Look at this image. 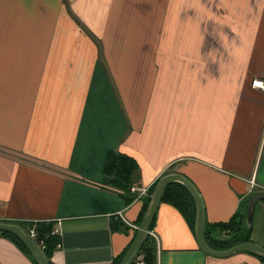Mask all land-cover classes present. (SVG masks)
Masks as SVG:
<instances>
[{
  "label": "crops",
  "instance_id": "0c3cea01",
  "mask_svg": "<svg viewBox=\"0 0 264 264\" xmlns=\"http://www.w3.org/2000/svg\"><path fill=\"white\" fill-rule=\"evenodd\" d=\"M147 2L0 0V221L57 227L54 264H113L164 174L194 184L204 225L244 214L264 190V89L253 85L264 84V0H254L252 25L232 30L234 57L215 63L203 56L197 23L189 42H160L150 57L144 30H134L144 27L133 24L144 9L148 18ZM166 2L175 22L176 0H159L157 10ZM164 45L186 47L166 57ZM109 151L136 161L130 191L105 172ZM149 236L156 264H264L246 251L207 254L165 201ZM250 240L264 245L262 201ZM0 264L37 263L0 232Z\"/></svg>",
  "mask_w": 264,
  "mask_h": 264
},
{
  "label": "rangeland",
  "instance_id": "374dc122",
  "mask_svg": "<svg viewBox=\"0 0 264 264\" xmlns=\"http://www.w3.org/2000/svg\"><path fill=\"white\" fill-rule=\"evenodd\" d=\"M242 1L243 0H176L173 14L175 13L176 16L180 17L174 22L173 18L170 17V8H168L167 2L158 11L159 0H148L147 3H142L143 6L146 5L150 9L148 18H145L146 14L144 9L142 13H135V19L133 20L134 27L143 26L144 28L134 30L136 33H140L141 30H144V41L149 45V56L152 57L160 42H165L166 44L171 43L172 49L174 43L179 45L178 43L189 42L188 33L191 32L190 28L193 27L191 32L193 38L195 23H197L198 26H203V56L211 54V57L208 58L214 60V63L216 60L219 62L222 59L226 60L234 57V49H236L235 45H237L235 42L238 36L235 35L232 30L238 27L246 28L249 24L252 25L253 23L254 0ZM179 6H181L182 9H180ZM181 10H183L185 16L183 15L181 17L183 14L180 13ZM196 11L198 15L195 14ZM172 23L179 26V30L183 34L182 36L170 31L169 25ZM229 28H231L230 33L228 30ZM185 33H187L186 36ZM185 37L187 38L185 39ZM183 47L186 46L183 45ZM183 47H179V50L177 46L173 51L168 50L167 45L163 46L166 51V57H173L174 55L178 57Z\"/></svg>",
  "mask_w": 264,
  "mask_h": 264
},
{
  "label": "trees",
  "instance_id": "16d2710c",
  "mask_svg": "<svg viewBox=\"0 0 264 264\" xmlns=\"http://www.w3.org/2000/svg\"><path fill=\"white\" fill-rule=\"evenodd\" d=\"M137 168V163L132 157L115 151L108 152L104 168L105 172L112 177L113 185L122 189L123 191H130V187L135 180ZM154 184L155 182L150 186L149 194L151 193ZM131 197L132 196L129 198ZM148 201L149 195L145 197V202L140 213L139 221L142 218ZM161 201L168 202L179 209L185 215V217H187L192 228L194 229L195 204L191 194L184 185L179 182H171L166 185L162 193ZM35 227L38 233V238L43 239V252L45 256L49 259L51 264H54L50 260V253L57 245L58 239L55 237V235L51 234L52 224L42 223ZM0 232L10 236L35 261L24 242L16 234L7 230H0ZM250 233L251 228L246 227L245 224V212L242 214L240 211L233 214L226 221H219L204 225L205 239L212 248L216 249H224L236 243L248 241L250 240ZM155 251V241L151 236L148 235L142 246L135 254H142L143 264H156ZM122 255L117 257L113 261V264H117ZM255 255L264 262V257L258 254ZM135 257L136 256L134 255L128 264H132L135 260Z\"/></svg>",
  "mask_w": 264,
  "mask_h": 264
},
{
  "label": "water",
  "instance_id": "95a60500",
  "mask_svg": "<svg viewBox=\"0 0 264 264\" xmlns=\"http://www.w3.org/2000/svg\"><path fill=\"white\" fill-rule=\"evenodd\" d=\"M171 182H179L184 185L193 198L195 204V238L199 244V247L204 252L212 256L225 257L236 252L248 251L264 257V245L258 244L252 240L242 241L224 249L212 248L207 243L204 236V211L200 193L189 179L185 178L182 174L174 172L164 174L156 180L149 195V201L139 222L137 231L117 264H128L134 254L146 240L147 236L149 235L150 227L157 207L161 201L164 188ZM259 201L264 202L263 190L254 191L247 200L245 224L248 228L252 227L254 211ZM0 230H7L16 234L24 242L37 264H51L49 259L45 256L43 248H40L19 225L0 221Z\"/></svg>",
  "mask_w": 264,
  "mask_h": 264
},
{
  "label": "built area",
  "instance_id": "2783aa9c",
  "mask_svg": "<svg viewBox=\"0 0 264 264\" xmlns=\"http://www.w3.org/2000/svg\"><path fill=\"white\" fill-rule=\"evenodd\" d=\"M253 85L264 89V84H263L262 80H254L253 81ZM131 190H134V188H131ZM146 191H147V189L143 188L141 193L145 194ZM26 234L32 240H34L39 247H43V245H44L43 239L38 238V233H37L35 225L28 226V228L26 230ZM51 234L57 235L58 234V228L56 227V228L52 229L51 230ZM132 264H143L142 254L136 255L135 260H134V262Z\"/></svg>",
  "mask_w": 264,
  "mask_h": 264
},
{
  "label": "bare ground",
  "instance_id": "6f19581e",
  "mask_svg": "<svg viewBox=\"0 0 264 264\" xmlns=\"http://www.w3.org/2000/svg\"><path fill=\"white\" fill-rule=\"evenodd\" d=\"M263 202V201H262Z\"/></svg>",
  "mask_w": 264,
  "mask_h": 264
}]
</instances>
